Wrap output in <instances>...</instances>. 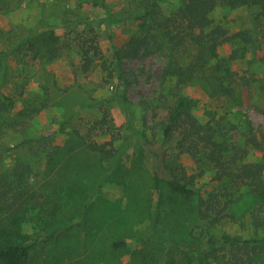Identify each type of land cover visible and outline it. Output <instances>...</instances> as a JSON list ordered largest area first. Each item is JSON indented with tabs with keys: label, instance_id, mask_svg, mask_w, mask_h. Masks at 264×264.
<instances>
[{
	"label": "rangeland",
	"instance_id": "1",
	"mask_svg": "<svg viewBox=\"0 0 264 264\" xmlns=\"http://www.w3.org/2000/svg\"><path fill=\"white\" fill-rule=\"evenodd\" d=\"M95 2L100 0L0 2V51L15 47L28 34L53 27L56 35L69 46L51 60L35 59L33 53L26 50H20L6 61L1 59L0 91L9 96L13 104L4 116L6 124L2 126L6 127H0L1 171L9 173L14 166L21 165L25 167V186L42 190V185L52 180V174L66 158L51 162L57 164L54 173L49 161L55 153L64 158L69 146L70 151L76 150L78 154L76 161L66 168L67 173L82 161L94 167L92 180L87 170L86 181L81 177L82 182L76 188L80 194L77 196L79 210L86 213L89 220L95 217L98 220L101 214L107 213L103 239L96 242L102 241L98 247L100 252H94L92 257L86 255L87 261L84 259V250L89 246L84 240L85 232L73 224L79 221L81 214L68 213L75 205L72 203L75 197L70 196V204L61 208L58 215L64 214L65 223L73 226L69 232L74 236L69 240L64 264H229L234 262V257L242 260L236 264H264V230L252 225L250 215L256 213L255 198L247 190L234 195L227 218L210 226L195 214V196L185 199L172 194L162 184L157 189L153 185L155 175L167 178L168 173L163 167L158 168L160 163L156 160V155L165 152L164 163L168 167L179 165L187 174L204 171L199 179L203 198L217 192L209 166L195 163L186 155L177 157L175 151L162 146L161 123L166 107L173 103L178 92L193 100L192 111L200 122L208 119L209 111L224 115L233 125L232 128L227 124V136L240 145L247 131L244 114L254 128H264V115L260 113L264 105V23L259 24L261 33L257 42L244 49L243 58L231 63L233 69L249 70L257 79L251 101L240 106L210 99L196 85L179 90L172 78L163 75L166 62L163 51L124 61L119 76L108 77V71H103L99 63L88 74H81L78 71L80 57L74 45L75 29L63 27L64 19L80 16L93 22L106 60L110 59L113 47L123 44L138 30L134 21L127 20L131 13L130 0H103L109 9L108 15L104 9L92 6ZM157 2L164 14L179 5V0ZM257 12V8L220 6L211 18L214 25L234 33L253 29ZM76 29L80 31L81 27ZM239 45L222 46L220 57L227 58L234 48L241 47ZM104 116L106 124L90 133L94 122ZM75 132L82 139L98 143L110 141L114 148L119 147L118 168L114 169L113 160H101L85 148L81 150L77 143H71L68 138ZM34 150L40 155L35 156ZM245 161L263 164L264 181L261 153L247 148ZM57 178L55 175L53 181ZM66 186V190L71 191L68 184ZM29 232V225H25L24 233ZM223 234L240 237L248 244L231 247L221 241ZM114 239L124 240L127 246L110 250L107 243ZM52 247L50 243L46 249Z\"/></svg>",
	"mask_w": 264,
	"mask_h": 264
},
{
	"label": "trees",
	"instance_id": "2",
	"mask_svg": "<svg viewBox=\"0 0 264 264\" xmlns=\"http://www.w3.org/2000/svg\"><path fill=\"white\" fill-rule=\"evenodd\" d=\"M1 1L7 3L8 0ZM129 5L131 13L127 20L134 21L138 30L123 44L111 49L109 60H106L99 48L93 22L80 16L66 18L61 22L63 27L75 29L74 45L80 57L78 71L81 74H88L99 63L103 71H108V77L119 76L124 61L163 51L166 56L163 75L172 78L179 90L188 85H196L210 99L225 100L240 106L249 104L257 79L249 70L233 69L231 63L243 58L244 49L257 42L261 33L259 24L264 23V0H179V5L168 14L163 13L157 0H130ZM92 6L104 9L109 14L103 0ZM220 6L230 9L257 8L253 29L230 33L224 27L214 25L211 15ZM77 27H81V30L78 31ZM226 44H240L241 47L234 48L227 58H222L219 51ZM15 47L0 51V61H6L15 53H20V50L33 53L35 59L47 57L51 60L69 46L56 35L53 27L24 36ZM12 106V99L0 91L1 128L6 127L2 126L6 124L4 116ZM193 106L190 97L177 93L173 103L166 107L161 123V143L166 147L165 150L175 151L177 157L186 155L195 163L209 166L213 171L212 181L218 187L217 192L203 198L200 195L203 185L199 184V179L204 171L187 174L179 165L168 167L164 163L167 156L165 152L156 155V160L160 163L158 168L163 167L168 173L167 178L161 179L155 175L154 187L157 189L162 184L172 194L185 199L195 196V214L210 226L227 218L234 195L245 189L255 198L253 205L256 213L250 215L252 225L264 230L263 164L245 161L247 148L261 153L264 159V128H254L244 114L243 122L247 131L240 145L227 136L225 129L230 123L224 115L218 116L217 111H209L208 119L200 122L192 111ZM260 111L264 115V105ZM105 118L95 121L90 133L103 127L106 124ZM68 139H71V143H77L81 150L85 148L101 160H113L114 169L118 168L119 147L114 148L112 142L98 143L89 138L82 139L77 132ZM25 142L29 144L28 140ZM33 153L35 156L40 155L37 150ZM77 154L76 150L70 151V146L64 158L54 154L48 163L52 173L57 164L51 162L66 159L60 169L52 174L53 178L55 175L58 177L57 181L52 178L47 185H42V190L25 186V167L14 166L9 173H3L0 167V264H39L40 261L42 264H64L67 261L65 259L68 254L65 253H68L69 240L74 236L69 232L73 226L65 223L64 214L60 217L58 215L61 208L70 204V196L75 197V202H72L75 205L68 213L81 214L79 221L73 224L86 233L84 240L89 246L84 250V259L87 261V257H92L91 254L100 252L98 247L102 241L99 244L96 242L103 239L107 213L101 214L98 220L96 217L89 220L86 213L79 210L78 185L82 182L81 177L86 181L87 170H90L89 180H92L94 167L82 161L79 165L74 164L67 173V169L76 161ZM67 184L71 191L66 190ZM25 225H29V234L24 233ZM62 234L63 237L60 236ZM221 241L231 247L248 244V241L240 237L225 234L221 236ZM50 243H53V247L46 249ZM126 246V242L121 239L107 243V248L115 251ZM259 250L258 254L261 255L263 249ZM234 258V262L229 264H236L238 260L242 263V260Z\"/></svg>",
	"mask_w": 264,
	"mask_h": 264
}]
</instances>
